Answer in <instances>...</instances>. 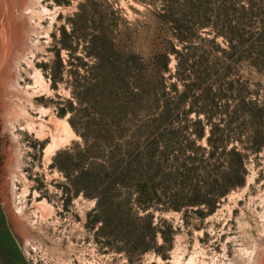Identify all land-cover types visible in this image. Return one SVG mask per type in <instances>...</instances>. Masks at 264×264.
<instances>
[{
  "label": "rangeland",
  "instance_id": "1",
  "mask_svg": "<svg viewBox=\"0 0 264 264\" xmlns=\"http://www.w3.org/2000/svg\"><path fill=\"white\" fill-rule=\"evenodd\" d=\"M95 37L130 60L120 82L92 75ZM9 93L27 116L6 124ZM252 102L255 118L242 116V141L229 143L246 154L247 172L222 193L227 160L191 151L207 146V110L219 122ZM29 116L73 132L47 153L51 136L30 130ZM140 131L158 174L148 209L136 190L117 189L134 214L153 215L146 237L97 208L94 191L97 142L136 141ZM260 131L264 0H0V200L30 264H264V144L248 147ZM141 244L150 248L132 252Z\"/></svg>",
  "mask_w": 264,
  "mask_h": 264
},
{
  "label": "trees",
  "instance_id": "2",
  "mask_svg": "<svg viewBox=\"0 0 264 264\" xmlns=\"http://www.w3.org/2000/svg\"><path fill=\"white\" fill-rule=\"evenodd\" d=\"M97 37L94 39V44L91 46L90 53L96 55V61L90 67L92 75L100 80L109 79L115 84L120 82L119 79L126 77L130 73L131 62L129 59L116 58V52L114 50H101L96 42ZM109 55V56H107ZM253 103H250L251 107L247 109V105L238 106L236 109L231 110L232 115L229 114V110L221 111V114H225L224 118H220L219 122H215L214 116L220 112L218 110H207V123L210 126L209 135L207 137V146L202 147L201 151L192 150L191 159L196 160L198 158V152H204L208 154L209 158H225L229 164V171L226 174V178L222 179V193H226L232 187L239 184L241 175H245L246 168V154H243L238 145L233 144L229 148V143L239 140L243 132L246 131V121L241 120L242 116H248L253 121L258 110H255ZM244 111L240 114V111ZM248 126V125H247ZM106 133H120L121 128L103 129ZM103 131L101 133H103ZM200 136L205 134L204 128L200 131ZM138 140L136 141H113L101 143L97 142V158L101 161L97 165V180L95 186V197L97 198V208H106L107 206L115 211V218L123 221L126 224L127 229L131 232L141 233V237L151 236L155 232L153 224V215L150 213L144 215H136L129 207L128 199H122L119 202L118 186L125 187L127 189L136 190L139 195L140 209L146 211L149 207L150 199L146 196L147 187L149 183L155 182L158 178L157 171L155 170V161L153 155L149 154L146 148H143V144H139L141 131L138 133ZM106 144L109 148L108 154L104 155L102 145ZM264 144V132H256L250 139L249 149L251 151L259 150ZM110 145V146H108ZM203 156V155H202ZM230 160H233L231 162ZM195 171L191 168V172ZM86 174V172H85ZM144 202L145 204H140ZM139 214V213H138ZM133 229V230H132ZM150 248L147 244H141L134 246L132 252L136 251V254H142Z\"/></svg>",
  "mask_w": 264,
  "mask_h": 264
},
{
  "label": "bare ground",
  "instance_id": "3",
  "mask_svg": "<svg viewBox=\"0 0 264 264\" xmlns=\"http://www.w3.org/2000/svg\"><path fill=\"white\" fill-rule=\"evenodd\" d=\"M10 83H11V85H13L14 90H15V88H18V87H16V84L13 83V81L10 82ZM19 89L20 88H18L17 90H19ZM17 90H15V91L12 90V91L16 93ZM10 94L11 93H9V96L6 95V99H9L8 103L6 102L5 104H3L4 105L5 115H2V116H3V119L5 120L6 124H8L11 121L10 120V117H11L10 114L11 113L13 114L12 117H14V114L17 115V116L18 115L27 116V113L22 110L23 108L20 109L21 106L18 104L19 102H17V104L14 105V101H12L13 103H11V105H10V101L12 100L11 97H10L11 96ZM16 94H14V95L16 96ZM18 94L19 95H17V96H20L19 92H18ZM20 104H21V102H20ZM12 105H14V106H12ZM36 126H38L39 129H37ZM28 128H30V130L35 131L36 134L39 137H41V138H44V137H46L48 135L51 136V142L52 143H50V145H48V147L46 149L47 153H51V151L54 152V149H56L58 146H60V144H62L65 141L64 137H61L62 133H65V132L67 133L68 130H70L71 133L73 132V131H71L70 125L66 121L65 122H60V121L55 120L54 118L53 119L50 118L48 121L41 120L38 124H35L34 119H31V117L29 116Z\"/></svg>",
  "mask_w": 264,
  "mask_h": 264
},
{
  "label": "water",
  "instance_id": "4",
  "mask_svg": "<svg viewBox=\"0 0 264 264\" xmlns=\"http://www.w3.org/2000/svg\"><path fill=\"white\" fill-rule=\"evenodd\" d=\"M0 264H30L14 236L0 200Z\"/></svg>",
  "mask_w": 264,
  "mask_h": 264
}]
</instances>
